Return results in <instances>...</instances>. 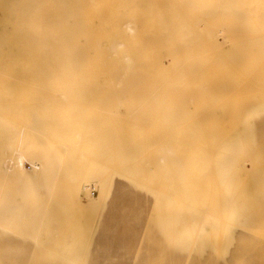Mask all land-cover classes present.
<instances>
[{
	"label": "bare ground",
	"instance_id": "bare-ground-1",
	"mask_svg": "<svg viewBox=\"0 0 264 264\" xmlns=\"http://www.w3.org/2000/svg\"><path fill=\"white\" fill-rule=\"evenodd\" d=\"M0 9L9 11L20 32L39 38L42 46L51 40V49L56 51L62 46V40L67 41V47L62 50L70 57L81 58L71 60L76 68L71 69L73 76L70 75L69 84L76 78V72L85 70L90 78L102 79L107 120L110 124L117 118L114 127L102 120L103 134H136L137 141L145 134H166L173 138L160 147L169 165L178 167L177 177L172 179L174 174H170L172 180L165 183V189L177 202L190 203L198 209L199 224L204 226L210 220L213 239L217 241L213 245L215 250L219 251L222 237L228 234L226 225H245L236 219V195L230 192L234 181L241 182L244 177L239 171L244 168V162L253 167L264 165V119L255 118L264 107V0H183V3L179 0H0ZM67 9L76 28L82 20L80 30L72 38L61 33V13ZM23 79L0 73V120L9 118L23 129H29L32 119L28 121V107L36 98L44 100L45 97L31 92L37 86L41 88V81L35 86L36 80L31 81L34 77L25 82ZM52 83H49L51 90L55 89ZM60 100L58 110L64 116L59 122L55 118L57 122L66 123L71 132L84 130V122L83 127L78 123L81 120L73 119L75 126L72 127L73 117L68 116L73 105ZM32 113L38 118L36 111ZM53 118L52 121L47 118L46 122L51 124ZM149 152L138 150L139 155ZM13 153L10 167L18 168L22 175H25L26 161L35 170L39 169L38 162L28 159L19 144L13 147ZM170 170L173 173L171 167ZM238 188L236 194L240 195ZM260 189L264 191V186ZM85 195L88 200L95 198ZM0 264H5V247H0Z\"/></svg>",
	"mask_w": 264,
	"mask_h": 264
},
{
	"label": "rangeland",
	"instance_id": "rangeland-1",
	"mask_svg": "<svg viewBox=\"0 0 264 264\" xmlns=\"http://www.w3.org/2000/svg\"><path fill=\"white\" fill-rule=\"evenodd\" d=\"M61 14V33L72 38L80 30L82 20L76 28L68 9ZM13 19L9 11H0V73L21 80L25 77L23 81L34 77L31 81L36 80L35 86L42 82V89L37 86V93L31 92L48 99H40L41 103L36 98L30 103L28 121L31 117L30 126H36L33 129H23L9 118L0 120V247H5V264H264V230H261L264 228V191L260 189L264 186V165L253 167L244 162V168L239 170L244 176L243 184L234 181L235 192L232 189L230 194L236 195V219L245 225H226L228 234L222 237L219 251L215 250L213 245L217 241L213 239L210 220L204 226L199 224L198 209L190 203L177 202L165 189V183L177 177L178 167L169 165L160 147L173 138L166 134H145L137 141L136 134H103L102 120L114 127L117 118L110 124L107 120L104 91L100 86L102 79L90 78L85 70L88 75L76 72V78L69 84L76 68L73 63L81 58L70 57L62 50L67 47V41L62 40V46L54 51L51 40L46 41L47 46H42L39 38L22 34ZM48 37L46 35L45 39ZM79 81L80 84L85 82L84 87L75 85ZM49 83L55 89H49ZM60 98L73 105L72 113L69 111L67 115L70 119L73 117L72 127L75 119L81 120L78 122L81 125L84 122L87 129L71 132L72 128H66V123H58L64 116L58 110ZM261 109L255 118L264 119V107ZM36 118H40L39 127ZM47 118L48 121L53 118V126L46 122ZM57 128L63 130L58 132ZM18 144L28 159L38 162V170L28 161L24 163L25 175L18 168L10 167L13 147ZM138 148H142L143 153L150 152L139 155ZM262 154L264 157V148ZM170 174H174L172 179ZM236 187L240 195L236 194ZM261 192L262 195H258ZM84 193L95 198L88 200ZM244 208L247 212L241 210ZM199 226L204 230L200 231ZM244 226L249 228L246 230ZM253 228L259 230L253 231Z\"/></svg>",
	"mask_w": 264,
	"mask_h": 264
}]
</instances>
